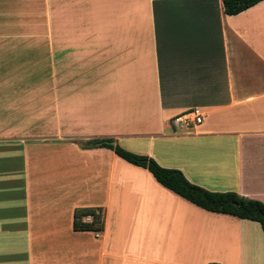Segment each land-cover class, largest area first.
<instances>
[{
  "label": "crops",
  "instance_id": "1",
  "mask_svg": "<svg viewBox=\"0 0 264 264\" xmlns=\"http://www.w3.org/2000/svg\"><path fill=\"white\" fill-rule=\"evenodd\" d=\"M15 2L17 31L24 5L43 14L27 28L63 53L62 115L85 125H47L39 139L35 124H0V264H264L258 223L206 211L79 144L125 140L206 190L264 203V0L232 16L221 0ZM188 112L202 122L171 124ZM80 207L102 208L101 232L73 230Z\"/></svg>",
  "mask_w": 264,
  "mask_h": 264
},
{
  "label": "rangeland",
  "instance_id": "2",
  "mask_svg": "<svg viewBox=\"0 0 264 264\" xmlns=\"http://www.w3.org/2000/svg\"><path fill=\"white\" fill-rule=\"evenodd\" d=\"M28 8L27 5L22 8L25 22H22L21 31H17L12 22L14 9H17L15 0H0V124H35L38 129L37 137L45 139L50 136L45 130L47 125L54 127L69 123L75 126L79 123L84 126L85 119L82 116L79 121L76 115H62V94L65 93L62 91L66 89V85L61 80L62 70L59 64L63 53L60 49L50 52V48L45 45V31L28 30L30 18L33 24H40L43 18V14H30ZM52 65L55 67L52 68ZM54 71L55 78L52 76ZM79 85L71 86H88L84 83ZM79 113L75 110V114ZM174 119L171 121L172 125ZM94 124L92 127L95 131L108 134L109 127ZM183 130L185 129L180 132L178 130L179 134H185ZM94 137L96 136H86L84 139ZM117 143L126 150L130 148L125 140ZM43 178V175H37V180L41 181ZM23 187V184L20 185V189Z\"/></svg>",
  "mask_w": 264,
  "mask_h": 264
},
{
  "label": "trees",
  "instance_id": "3",
  "mask_svg": "<svg viewBox=\"0 0 264 264\" xmlns=\"http://www.w3.org/2000/svg\"><path fill=\"white\" fill-rule=\"evenodd\" d=\"M263 0H221L226 15H237ZM189 113V112H188ZM113 142L114 144H111ZM85 149L105 148L127 163L146 169L155 180L190 203L212 213L228 214L239 219L256 222L264 233V203L227 192H212L188 181L178 169L165 168L152 157L136 154L121 147L113 138L95 137L79 141ZM89 217L90 220L85 219ZM74 231L99 233L104 229L101 207H80L73 213Z\"/></svg>",
  "mask_w": 264,
  "mask_h": 264
},
{
  "label": "built area",
  "instance_id": "4",
  "mask_svg": "<svg viewBox=\"0 0 264 264\" xmlns=\"http://www.w3.org/2000/svg\"><path fill=\"white\" fill-rule=\"evenodd\" d=\"M201 122L202 118L199 115L193 113H185L179 117H176V119H174L173 121V125L176 128H180L182 126H188L189 123L200 124Z\"/></svg>",
  "mask_w": 264,
  "mask_h": 264
},
{
  "label": "water",
  "instance_id": "5",
  "mask_svg": "<svg viewBox=\"0 0 264 264\" xmlns=\"http://www.w3.org/2000/svg\"><path fill=\"white\" fill-rule=\"evenodd\" d=\"M111 144H114L113 142H111Z\"/></svg>",
  "mask_w": 264,
  "mask_h": 264
}]
</instances>
